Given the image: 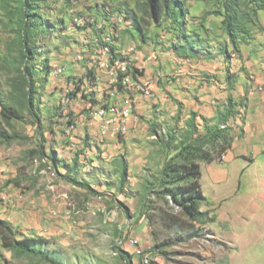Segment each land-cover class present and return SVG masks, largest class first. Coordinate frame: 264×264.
<instances>
[{
    "label": "rangeland",
    "instance_id": "rangeland-1",
    "mask_svg": "<svg viewBox=\"0 0 264 264\" xmlns=\"http://www.w3.org/2000/svg\"><path fill=\"white\" fill-rule=\"evenodd\" d=\"M9 3L10 11L0 9V135L6 137L5 141L0 137V216L20 212L25 206L33 207L34 200L43 195L49 199L50 187L58 185L73 197L74 209L69 207L73 218L65 232L55 239L32 236L30 233L37 231H27L30 237L46 240L38 246L44 259L4 248L0 235V264H142L140 252L126 241L134 234L132 225L142 217L153 236L150 249L156 254L155 264H204L207 259L214 260L215 252L224 255L227 250L234 254L236 264H264L263 143L251 139L247 143L249 158L240 157L230 166L223 161L213 162L231 169L230 179L223 185H214L210 164L201 163L202 189L210 204H202L200 209L210 211L215 221L191 223L169 196L162 199L152 195L151 204L140 207L146 182L157 188L163 164L176 154L178 142L170 149L163 146L168 129L176 126L177 135H181L190 113L179 111L172 116V112L163 110L157 118L158 112H154L144 117L138 134L129 138L100 137L96 124L91 125L95 120L88 113L108 106L102 102V96L110 77L107 71L108 75L98 72L102 69L99 58L90 57L96 49L93 29L103 26L109 32L129 10L141 15L142 0H33L31 7H37L39 12L33 18L39 26L33 39H28L36 51L28 60L33 73L29 79L23 76L26 40L16 17L19 4L13 0ZM196 3L198 0H187L189 7L203 12L215 5L213 0L206 5ZM104 15L110 21H105ZM193 17L187 20L188 30H193L197 20L201 24L199 17ZM260 21L263 29L253 28L250 43L240 46V53L229 45L236 58L247 60L241 70L250 81L258 75L264 80V12L260 13ZM89 22L96 24L91 26ZM129 24L123 22L118 27L116 47L120 50L135 46L140 51L149 47L160 55L170 51L166 30H160V37L144 44L135 31L129 30ZM211 31L218 37L210 39V52L206 46L202 57L213 60L218 56L219 43H224L219 41L226 38L221 31ZM85 55L90 58L88 66L94 67L100 85H89L86 79L78 90L74 82L89 69ZM77 56L81 58L77 60ZM48 67H52L49 77L45 72ZM223 87H218L220 109H225L229 99L235 104V117L228 123L233 147L235 138L245 135L247 98L239 96L238 87L231 94V84ZM5 107L16 117L5 119ZM237 119L239 128L234 123ZM155 130L158 136L153 133ZM243 147L246 150L247 146ZM132 217L136 218L133 223ZM169 217L179 218L180 225L187 224L177 232ZM13 226L25 232L19 224ZM125 230L128 233L124 234ZM141 245L150 251L148 246ZM146 264H150L149 260Z\"/></svg>",
    "mask_w": 264,
    "mask_h": 264
},
{
    "label": "trees",
    "instance_id": "trees-1",
    "mask_svg": "<svg viewBox=\"0 0 264 264\" xmlns=\"http://www.w3.org/2000/svg\"><path fill=\"white\" fill-rule=\"evenodd\" d=\"M10 1L12 0H0V9L10 11ZM210 1L212 0H198L195 5H206ZM213 1H215L214 8L203 12L202 10H195L194 7H189L187 0H142L141 15L134 10H129L123 17H119L120 19L115 22L113 28L109 29V32H106L103 26L96 30L93 29V35L98 40L95 42V47L101 50L103 46L108 45L105 40L106 37L117 31V36H114L109 48L114 57L121 56L120 52L123 51L116 47L119 36L118 27L121 23L127 22L130 23L131 29L129 30L135 31L144 44H147L150 39L160 37V30H166V36L170 37L167 39L170 42V50H174L182 57H198L208 47L207 44H209L210 39L218 37L208 27L209 19L215 18L220 20V31L226 38L224 41L223 39L219 41L224 42L223 44L219 43V53L230 56L229 45L233 47L234 52L240 53V46L250 43L253 28L263 29L260 13L264 12V0ZM13 2L19 4L16 9V17L26 40L23 48V66L25 68L23 76L29 79L33 78V73L30 71L28 60L33 53L36 54V51L33 50L32 43H29L28 39H33L32 37L38 32L37 27L39 25L33 16H39V12L37 7H31L34 5L33 0H13ZM201 12L203 13L200 16ZM191 16H194L193 18L199 17L201 24L198 25L199 21L197 20L195 21L197 25L192 27L193 30H188L187 20H190ZM102 17L105 21H110L107 20L106 15ZM167 22H171L173 25L166 27ZM89 24L94 26L96 23L89 22ZM127 33H130V31H127ZM208 50L210 52L209 47ZM132 70L135 79L143 74L134 67H132ZM45 72L49 77L52 73V67H48ZM86 79L89 81V85L96 83L93 68L88 69L84 78L74 82L78 90L85 84ZM121 89L124 88L120 85L119 90ZM235 113V104L229 99L225 109L219 108L214 119H208L191 112L189 118L185 121L186 129H182L181 135H177L176 126L168 129L163 146L170 149L175 142H178L175 145L176 154L163 164L159 173L157 188L154 183L146 182L145 193L140 200V207L145 208L150 205L152 195H157L162 199L169 196L176 208L180 210L181 215L191 223L214 222L215 216H211L210 211L203 212L200 209L202 204H210L202 190L203 173L201 163L222 162L227 152L232 148V136L228 123L235 117ZM2 115L7 120L16 117L15 113L6 107L2 109ZM175 120L177 119L175 118ZM153 133L158 136L159 132L155 130ZM0 137L2 141L6 140L5 136L0 135ZM126 171L127 169L124 168L123 177L126 176ZM158 189L161 191H158ZM169 220L172 221L171 224L175 226L177 232L183 224H187L180 225L179 218L169 217ZM0 235L4 248L20 255H31L44 259L43 254L38 250V246L46 242L45 239L27 236L16 230L9 221L1 218Z\"/></svg>",
    "mask_w": 264,
    "mask_h": 264
},
{
    "label": "crops",
    "instance_id": "crops-1",
    "mask_svg": "<svg viewBox=\"0 0 264 264\" xmlns=\"http://www.w3.org/2000/svg\"><path fill=\"white\" fill-rule=\"evenodd\" d=\"M212 25H216V28L212 27ZM208 27L214 29V31H220V20L210 18ZM95 38L93 35V41H95ZM95 48L94 54L91 53L90 57H98L102 60L106 59V56L101 54L100 48ZM123 52H128V55L132 59L131 69L134 67L143 74L137 76L136 88L132 86L125 87L120 83L116 84L115 79L109 74L110 82L108 83V77L107 84H104L108 89L105 90L102 96V102L109 104V106L114 104L119 105L114 111V117H116V114L121 109L129 108V101H131L133 112L128 120V131L124 134L128 138L132 135L136 136L144 124V117L150 114L152 116L154 112H158L157 118L159 117V112L163 110H169L172 112V116L175 112L186 111L187 113L195 112L208 119L216 118L217 111L222 106L218 87L224 86L223 88H226V85L231 84L232 88L228 91V94H231L238 87L239 96H246L247 98L243 127L245 135L241 136V138H235L233 147L225 155L223 162H226L230 166L240 157L248 159L250 149L247 143L251 139H256L259 143L264 144V87L262 85L264 80L259 75L255 80L254 78L251 81L247 79L241 70L244 64L247 63V60L243 62L241 58H236L233 53L227 56L221 52L213 60L203 58L202 54L198 57H182L174 50L163 52L164 56H161L160 52L149 49V47H146L144 51H140L135 46L127 48ZM242 54H245L244 49L242 50ZM149 57L158 58L157 60H150ZM243 58H246V56L244 55ZM85 60L86 68L90 69V58L88 55H85ZM262 66H264V62ZM99 70L97 71H104L100 68ZM93 71L95 78H97L94 69ZM104 72L106 73V71ZM149 81L152 93H155V96L147 98L138 91V86H143ZM96 84L100 85L99 82H96ZM120 85L124 88L123 90H119ZM244 87H247V89L244 90ZM104 104L101 105L103 106ZM105 109L106 106L94 109V111H105ZM88 114L90 119L95 120L93 111H90ZM234 123L239 128L240 119H237ZM91 125H95L94 127L98 129L100 137H103L101 135V123L99 121H91ZM243 146H247L246 150H244ZM234 149L238 150L235 152L233 151ZM229 166L224 167L223 165L213 163L208 166L210 178L214 185H223L229 181L231 176ZM50 190L49 199L43 195L34 200L33 207L30 205L25 206L20 212H17V210L12 211L6 217L0 216V218L9 221L15 226L19 224L21 229L25 231L23 233L27 236H29V232L27 231L34 230L37 231V234L30 233L32 236L38 235L46 239H55L62 232H65L71 218H73L70 215V211L71 208L74 209V203L71 200L73 197L70 198L69 193L64 191L60 185L52 186ZM132 206L130 208L134 211L135 207L134 205ZM130 220L133 223L136 218L132 217ZM132 228L134 235L140 240L141 244L148 246L150 249L151 244H153V236L146 218L142 217L139 223L132 225ZM211 228L216 233L214 225ZM126 233L128 232L125 230L124 234ZM215 254L214 260L207 259L204 264H236L234 263V254L229 250L225 251L224 255H218L216 252ZM140 258H142V264H146V260H149L150 264H155L157 260L156 254L151 249L150 251L146 250L145 254Z\"/></svg>",
    "mask_w": 264,
    "mask_h": 264
},
{
    "label": "built area",
    "instance_id": "built-area-1",
    "mask_svg": "<svg viewBox=\"0 0 264 264\" xmlns=\"http://www.w3.org/2000/svg\"><path fill=\"white\" fill-rule=\"evenodd\" d=\"M157 58L158 57H149V59H153V60H157ZM77 59H80V57L77 56ZM106 66L107 64H104V71H106ZM62 68L64 67H61V69ZM125 68H129L128 65L124 68H117V75L121 76ZM136 81L137 79L133 77V80L129 85H132V87L136 88ZM108 82H110V77ZM138 91L147 98L150 96H155V93H151L150 81L145 84L144 89H138ZM118 107H119L118 104H114L112 106H109L108 104V106H106L105 112H95L94 110H92L95 114V121H99L101 123V134L103 137H108V136L114 137L118 135H124L128 131V120L133 112V109H131V101H129V111L127 112L126 117L123 120H115L114 118V111ZM126 241H127V245L134 247L137 250V252H140V257L141 255L145 254V250L143 249L140 240L134 234H131L130 240H126Z\"/></svg>",
    "mask_w": 264,
    "mask_h": 264
},
{
    "label": "bare ground",
    "instance_id": "bare-ground-1",
    "mask_svg": "<svg viewBox=\"0 0 264 264\" xmlns=\"http://www.w3.org/2000/svg\"><path fill=\"white\" fill-rule=\"evenodd\" d=\"M120 19V18H119ZM117 32V31H116ZM114 32L113 35H109L106 37V42L108 45L103 46L101 49V54L106 56V59H99V65L102 69H104V64H107L106 71L115 79L116 84H121L125 87H131L132 85H129L133 80V72L131 69L132 59L128 55V52H120L121 56H113L111 53V50L109 48V44H112V41L114 39V36H117V33ZM116 39V37H115ZM98 40L95 39V42ZM114 45V44H113ZM115 51V50H113ZM112 51V52H113ZM116 53V52H114ZM81 58V57H80ZM84 58V57H83ZM128 65L129 68H125L123 74L117 75V68H124ZM61 75V74H59ZM54 76V75H53ZM144 86H138L139 89H144ZM150 90L152 93V87L150 86ZM129 111V108L121 109L117 114L115 120H123L126 117L127 112ZM98 112H105V111H98Z\"/></svg>",
    "mask_w": 264,
    "mask_h": 264
}]
</instances>
